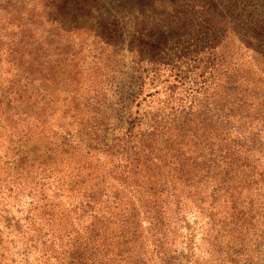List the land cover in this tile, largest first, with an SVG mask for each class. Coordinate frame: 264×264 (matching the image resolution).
<instances>
[{
	"label": "trees",
	"instance_id": "trees-1",
	"mask_svg": "<svg viewBox=\"0 0 264 264\" xmlns=\"http://www.w3.org/2000/svg\"><path fill=\"white\" fill-rule=\"evenodd\" d=\"M129 60L133 102L163 97L125 128ZM240 203H264V0H0V264H177L198 218L248 233Z\"/></svg>",
	"mask_w": 264,
	"mask_h": 264
},
{
	"label": "rangeland",
	"instance_id": "rangeland-1",
	"mask_svg": "<svg viewBox=\"0 0 264 264\" xmlns=\"http://www.w3.org/2000/svg\"><path fill=\"white\" fill-rule=\"evenodd\" d=\"M126 73L120 78L121 85L110 101L112 110L123 127H127L131 119V113L139 108L140 111L157 110L159 99L163 97V92H156L160 86L146 87V93H152L145 101L137 105L142 97L133 102L132 94H137L136 86L130 77V60L128 61ZM142 122L140 127L146 126ZM117 131V130H116ZM249 208L245 215L247 220L243 224L248 226V233H229L218 237L214 235H204V221L198 218L195 223H190L193 232L187 233L183 227L175 238L174 260L177 264H264V235L259 236L260 226L264 227V203H240ZM240 222V223H239ZM237 222V226L242 224V220ZM235 224V223H234ZM236 225V224H235ZM213 244L217 247L213 248ZM247 251L244 252V249ZM244 252V253H243ZM162 264V263H160Z\"/></svg>",
	"mask_w": 264,
	"mask_h": 264
}]
</instances>
